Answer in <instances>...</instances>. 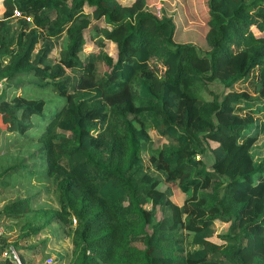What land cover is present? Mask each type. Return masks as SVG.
Masks as SVG:
<instances>
[{
	"label": "trees",
	"instance_id": "1",
	"mask_svg": "<svg viewBox=\"0 0 264 264\" xmlns=\"http://www.w3.org/2000/svg\"><path fill=\"white\" fill-rule=\"evenodd\" d=\"M186 2L203 44L143 0L2 1L0 80L19 92L0 91V131L33 137L37 160L0 157V184L33 177L55 203L1 206L26 251L74 220L68 264H264V0Z\"/></svg>",
	"mask_w": 264,
	"mask_h": 264
},
{
	"label": "rangeland",
	"instance_id": "2",
	"mask_svg": "<svg viewBox=\"0 0 264 264\" xmlns=\"http://www.w3.org/2000/svg\"><path fill=\"white\" fill-rule=\"evenodd\" d=\"M2 1L0 0V17L3 12ZM118 2L123 6H128L134 0H118ZM143 3L151 7L153 10L159 13V10L162 9L165 13L173 15L174 21L176 24H180V32L178 33L177 40H194L198 44L204 43V36L206 35V26L198 23L193 16H191L189 11V6L186 0H143ZM185 40V41H186ZM113 44H108L107 47H104V51L108 54H112L111 47ZM91 49V43L89 42L84 46L82 51L80 52V56L86 55ZM96 50V49H95ZM59 51V43L55 45V47L51 50L49 57L51 61L57 60ZM11 84V83H10ZM6 86V83L1 82L0 80V91L1 89L5 90L6 95L5 97H9L12 92L18 93L19 90L15 89L14 85ZM136 84V82H135ZM134 84V85H135ZM5 86V88H4ZM210 85L211 89L215 92H219L221 90V86L217 85ZM248 91L251 92L250 85L246 86ZM207 99H209V95H205ZM264 114V113H263ZM264 118V116H261ZM15 130H5V132L0 131V157H2L1 161H4V164H11L12 162L16 163L17 161L21 164L27 165L28 167L31 166L33 161H36V157H30V153H35L37 144H35V139L33 137L30 138V142L28 143L27 140H23L22 137L17 136ZM262 137H264V129L261 132ZM151 135L152 132H149ZM213 142H210V145H213ZM4 157H7L8 160H5ZM203 162L205 166H209L210 157L208 154L203 156ZM160 177L162 174L158 172ZM7 180V179H6ZM8 182L10 185L2 186L0 184V208L3 204L17 198L22 197L28 194H31L32 205L31 208H36L37 205H45L49 204L55 206L53 202V198L50 194H46L44 192L45 188L47 187V183L44 182L42 184L36 182L32 177L30 179L31 189L27 188L29 184L23 182L22 178L14 179L8 178ZM13 184V185H12ZM166 185L170 187L169 198L175 202L176 204H180L181 201L189 194L182 193L178 190L175 185V182L170 179H161L160 182L157 184V188L164 190ZM160 215L159 212H156V219H159ZM74 225V220H71L70 224H64L63 226H58L55 232L49 231L48 229L44 228L42 232H39L32 238L24 240L25 243L35 244V248L32 251H26L23 249L22 245L24 244L22 239L19 238L20 230L19 226L16 222H11L6 219L0 220V227L2 228V234L0 236V247L1 250H7L11 247L14 252L16 253L19 261V264H23L20 260V254L25 252L28 257H26L27 264H68L71 259V242H70V230ZM225 223L216 220L213 226V235L210 237V240L213 242H220L218 235L224 232L226 228ZM4 241H3V240ZM21 239V240H20ZM38 240H44L43 244L38 243ZM17 242V247H13L12 243ZM187 244H185L186 246ZM39 247H42L39 249ZM0 250V251H1ZM3 259L1 258L0 261ZM14 262V264H18Z\"/></svg>",
	"mask_w": 264,
	"mask_h": 264
},
{
	"label": "built area",
	"instance_id": "3",
	"mask_svg": "<svg viewBox=\"0 0 264 264\" xmlns=\"http://www.w3.org/2000/svg\"><path fill=\"white\" fill-rule=\"evenodd\" d=\"M13 15L19 16V13L16 9L13 10ZM1 234H2V228L0 227V236H1ZM1 258L2 259H8V260H11V261L16 262V263H18V261H19L16 253L14 252V250L11 247H9L7 250H3V251L1 250L0 251V259Z\"/></svg>",
	"mask_w": 264,
	"mask_h": 264
},
{
	"label": "crops",
	"instance_id": "4",
	"mask_svg": "<svg viewBox=\"0 0 264 264\" xmlns=\"http://www.w3.org/2000/svg\"><path fill=\"white\" fill-rule=\"evenodd\" d=\"M213 145H214V144H213ZM213 145H212V146H213Z\"/></svg>",
	"mask_w": 264,
	"mask_h": 264
}]
</instances>
